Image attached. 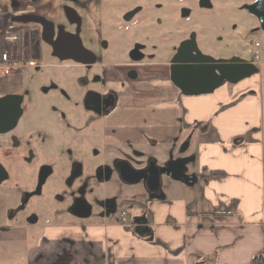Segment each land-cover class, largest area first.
I'll return each mask as SVG.
<instances>
[{"label": "flooded vegetation", "instance_id": "1", "mask_svg": "<svg viewBox=\"0 0 264 264\" xmlns=\"http://www.w3.org/2000/svg\"><path fill=\"white\" fill-rule=\"evenodd\" d=\"M255 1L244 0L238 10L254 18L258 31L264 34L256 17L242 8ZM206 2L197 0L198 8L210 9L212 0L209 7L204 5ZM116 3L117 0H0V33L14 25L17 31L21 27L26 34L13 49H8L11 63L0 67V98L15 96L0 104V242L36 246L48 231L83 225L65 223L61 218L64 214L74 221L95 224L114 214L122 203L118 206L114 198L105 197L103 188L112 176L118 178L113 163L126 168L127 162L137 169L150 157L163 166L170 158L189 156L187 150L171 155L167 150L172 145L169 137L159 142L149 135L146 130L150 124L146 121L154 112L121 107L120 93L155 80H166L173 85L170 64L182 43L215 59L240 57L203 51L204 34L196 27H188L186 22L181 21L173 30L171 15L165 12L166 5L155 3L153 10L158 14L140 19L144 12L142 5L128 7L126 3L120 6ZM108 4L119 9L111 22L107 19ZM191 13L186 6L180 7L181 19L189 18ZM166 20L170 22L168 26ZM114 23L124 24L122 27L132 32L127 60H104V49L108 47L105 33ZM259 32L249 30L243 35L260 46L255 40ZM44 50L51 58L43 62ZM133 56L141 58L134 60ZM75 58L91 63L77 62ZM242 59L252 62L253 57ZM29 68L48 73L67 70L62 82L54 79L42 83L41 92H57L60 84H64L59 91L62 101L69 105L27 107L21 73ZM77 68L82 70L79 75ZM69 79L78 89L65 88V82H71ZM166 111L159 117L162 140L170 129L171 117ZM137 118L144 120L141 123L146 130H136ZM145 145L159 147V153L150 154ZM90 174L96 184L92 196L91 189L82 180ZM164 177L167 176L162 174L161 191ZM143 191L147 199L149 195ZM127 203L137 213L127 218V225L133 230L135 219L142 217L150 227L151 212L146 202L138 199ZM116 219L120 223L119 214ZM51 264H70V256L63 251Z\"/></svg>", "mask_w": 264, "mask_h": 264}, {"label": "crops", "instance_id": "2", "mask_svg": "<svg viewBox=\"0 0 264 264\" xmlns=\"http://www.w3.org/2000/svg\"><path fill=\"white\" fill-rule=\"evenodd\" d=\"M255 76L199 96H183L166 80L125 89L121 107L154 114L167 109L171 121L164 140L178 144L190 137L187 173L195 182L168 177L161 200H144L151 239L106 217L99 224L48 231L38 245L12 253L8 264H51L63 251L70 264H264L263 100ZM155 126L160 125L146 130L139 123L136 130L159 141L162 135L150 133H158Z\"/></svg>", "mask_w": 264, "mask_h": 264}, {"label": "rangeland", "instance_id": "3", "mask_svg": "<svg viewBox=\"0 0 264 264\" xmlns=\"http://www.w3.org/2000/svg\"><path fill=\"white\" fill-rule=\"evenodd\" d=\"M251 1V0H250ZM109 2V1H108ZM244 0H212V7L210 9L201 10L198 8L197 0H117L118 5L120 6L122 3H126L129 7L130 5H142L144 7L143 14L140 15V19L142 16L149 17L150 15L158 14V11L153 10V6L155 3L161 4L162 6L167 7L165 12H168V15H171V24L172 29H176L178 25L182 24L181 21L186 22L187 26L196 27L201 33L204 34V38L201 44V49L210 54L216 53L221 56H229L231 54H236L242 58H249L250 53L248 52V48L252 47L251 40L245 39V35L249 30L258 31V25L254 18H252L249 14L238 10V7ZM116 3V5H117ZM117 5V6H118ZM186 6L191 9V16L187 19L180 18V7ZM118 7H113L108 4L107 8V19L108 21H112L113 18L117 15ZM164 12V13H165ZM116 14V15H115ZM169 25L170 22L166 20ZM115 24V23H114ZM111 25V23H110ZM118 25V26H117ZM186 25V24H185ZM122 26H125L122 24ZM120 26L119 24H115L114 27L110 26L107 29V33H105V40L108 42V47L104 49V60L105 61H117V60H127V52L129 51V45L132 41V32L128 29ZM134 32V31H133ZM23 34V32H22ZM1 35V33H0ZM124 40V41H123ZM256 41L260 43V64L258 65V73L254 77L260 86H254L256 89H262L260 91L261 97L263 100V124H264V34L259 32L258 36H256ZM121 41V43H120ZM123 41V42H122ZM214 42H216V46L214 47ZM215 55V54H213ZM51 58L48 51L44 50L42 52V61ZM50 70V69H49ZM48 70V71H49ZM76 74L82 73V70L79 68L75 69ZM68 71L61 70H51L48 72L35 71L31 68L24 69L21 73V77L24 82V94L27 102V107L31 106H58V105H69L68 102H63L62 94L59 91L58 87L56 91H50L48 93L41 92V85L44 82L59 80V82L63 81L64 77ZM70 78V77H68ZM250 79V78H249ZM248 79V80H249ZM71 82H65V88L67 90H76L78 89V85L73 82L72 79H69ZM247 80V81H248ZM246 81V80H244ZM242 81V83H245ZM254 81V80H253ZM59 91V92H58ZM61 95V96H60ZM30 110V109H29ZM162 115V114H161ZM146 122L150 124L158 125L160 122V114L156 113L150 116ZM144 121L141 118L136 119V123H141ZM161 123V122H160ZM160 125V124H159ZM158 133L155 131H151L153 135L156 137H160L158 134H162L161 129L158 126H155ZM155 129V130H156ZM162 138L159 139V142H162ZM184 139L181 140L178 144L173 143L171 146L167 147L168 151H171V155L173 156L179 155V149L181 143H183ZM191 147L186 151V154L191 152ZM144 148L153 155H157L159 153V147L155 146H147ZM163 149V148H161ZM189 171V166H188ZM168 177H164L162 180V191L167 188V183L169 182ZM84 183L89 186V190L91 192L89 194L95 193L96 184L93 182L92 176L87 175L82 179ZM104 188V196L114 198L120 206L117 211L110 215L111 219L117 220L118 214L123 210L126 212V216L128 219H131L135 213L133 208L130 207V204L127 203L128 200H146V195L144 194L143 188L141 185H125L121 183L116 176H112L107 182L103 185ZM139 214V213H138ZM64 219L65 223L69 224H86L88 222L82 221H74L73 218L64 214L61 216ZM61 221L60 223H62ZM27 248L26 243L22 244L21 242H0V264H8L14 256L13 254H21ZM14 260V259H13Z\"/></svg>", "mask_w": 264, "mask_h": 264}, {"label": "water", "instance_id": "4", "mask_svg": "<svg viewBox=\"0 0 264 264\" xmlns=\"http://www.w3.org/2000/svg\"><path fill=\"white\" fill-rule=\"evenodd\" d=\"M207 1V2H206ZM205 6L209 7V0H205ZM254 15L259 23V27L264 31V0H256L252 4L242 7ZM19 23L26 21L17 20ZM82 49V48H81ZM84 50V49H83ZM91 54V52L84 50ZM54 55V53H52ZM134 60H139L140 56H133ZM77 62L91 63L90 61ZM258 73V67L240 57L230 59H215L212 56L201 53L196 48L187 47L182 43L174 54L170 64V81L183 96H199L213 93L225 83L236 84ZM15 96L0 98V104L11 101ZM190 137H187L181 144L179 152L183 153L188 149ZM193 160L192 156L182 158H170L163 166L156 164L155 158H148L143 167L134 169L126 162L125 167L117 166L113 163V169L117 173L119 180L126 185L142 184L143 189L151 199L161 200L164 197L160 189L161 175L165 174L174 181L191 185L195 182V177L187 173V165ZM110 171V168H109ZM109 179V173L106 180ZM134 233L141 238H151L152 232L144 219L139 217L133 222Z\"/></svg>", "mask_w": 264, "mask_h": 264}, {"label": "built area", "instance_id": "5", "mask_svg": "<svg viewBox=\"0 0 264 264\" xmlns=\"http://www.w3.org/2000/svg\"><path fill=\"white\" fill-rule=\"evenodd\" d=\"M21 31L23 28L19 27ZM17 29L14 27V25H9L0 35V67H5L8 64L11 63L12 59L9 58V53L8 49H13L14 45L18 41V34H17ZM25 33V31H22ZM259 44L257 42H254L252 44L250 51L251 56L253 57L252 63L257 64L260 62V49H259ZM119 219L120 223L122 225H127V217H126V212L121 211L119 213Z\"/></svg>", "mask_w": 264, "mask_h": 264}, {"label": "trees", "instance_id": "6", "mask_svg": "<svg viewBox=\"0 0 264 264\" xmlns=\"http://www.w3.org/2000/svg\"><path fill=\"white\" fill-rule=\"evenodd\" d=\"M21 42V36L18 34V43H20ZM254 262H255V260H254Z\"/></svg>", "mask_w": 264, "mask_h": 264}]
</instances>
